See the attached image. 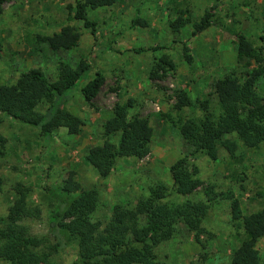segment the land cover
<instances>
[{
  "label": "rangeland",
  "instance_id": "374dc122",
  "mask_svg": "<svg viewBox=\"0 0 264 264\" xmlns=\"http://www.w3.org/2000/svg\"><path fill=\"white\" fill-rule=\"evenodd\" d=\"M77 0H7L0 15V84H13L21 73L39 68L45 76L56 79L58 65L75 67L86 58L91 64L76 86L64 98L62 108L79 117L84 125L78 135L65 129L53 131L46 143L40 130L0 114V133L6 139L4 157L0 158V217H6L15 198V187L30 189L28 203L40 210L39 219H26L23 224L33 235L54 244L55 238L48 219L56 206L45 186H63L69 178L80 190L96 188L99 206L94 220L107 222L114 205H135L155 184L167 187V202L207 203L204 193L212 186L215 200L209 202L207 218L202 223L204 233L196 236L183 224H177L174 235L154 248L157 259L165 264H229L231 251L242 241V230L231 218L232 194L238 200L243 215L264 208V143L256 150L238 143L236 158L224 150L217 160L202 153H193L181 137L178 125L189 118H201L205 113L199 101L208 100V111L217 114L216 98L212 94L216 80L228 75H242L256 67L254 62L238 61L234 34L245 35L255 46L264 35V0H121L111 8L89 10L88 19L95 23L91 34L80 21L70 20ZM181 11H188L191 23L199 21L206 11L213 14V23L192 36L191 24L173 33L170 23ZM145 23V25L143 24ZM63 25L80 33L76 48L52 51L41 37L51 36ZM190 49L192 62L183 58L182 46ZM162 56L172 62V68L151 79ZM96 73L104 83L91 104L81 95V88ZM162 74V75H161ZM184 90L194 105L177 112L173 105L178 92ZM257 90L264 97V76ZM130 102L129 113L148 120L153 129L150 152L142 159L119 158L107 178L85 162L89 149L106 141L104 124L111 118L116 104ZM48 105L41 103L37 111L45 113ZM114 143L117 137L111 138ZM185 158L190 169L197 170L202 186L191 195L173 192L169 169ZM72 215V210L68 212ZM72 217L67 219L70 222ZM264 259V237L256 245ZM77 257L74 242L53 255L55 264H70ZM0 264H4L0 262Z\"/></svg>",
  "mask_w": 264,
  "mask_h": 264
},
{
  "label": "trees",
  "instance_id": "16d2710c",
  "mask_svg": "<svg viewBox=\"0 0 264 264\" xmlns=\"http://www.w3.org/2000/svg\"><path fill=\"white\" fill-rule=\"evenodd\" d=\"M7 0H0L2 6ZM220 0H215L218 2ZM121 0H77L74 14L68 18L80 21L84 28L96 32V25L87 16L89 10L111 8ZM188 11H181L171 23L173 33L191 24L192 36L209 28L213 14L206 11L203 17L191 23L185 17ZM145 25V23H143ZM238 61L254 62L256 67L246 70L242 75L228 74L213 84L212 94L217 102V114L208 111L209 101H199L205 112L201 118H189L178 125V130L193 153H202L211 160H217L224 150L236 158L238 143L230 138L235 136L246 149L256 150L264 143V97L257 90L264 76V52L255 46L245 35L234 34ZM264 43V35L259 37ZM52 51H68L76 48L80 33L73 27L63 25L59 32L41 37ZM185 61L190 64L192 56L186 44L182 46ZM173 64L167 56H162L150 75L151 79L161 78L166 68ZM91 64L86 58L79 60L73 68L66 63L58 65L56 79L50 81L39 68L21 73L13 84H0V114L27 126L40 130L49 143L53 131L63 128L69 135H78L83 121L62 108L64 98L83 75L89 72ZM162 75V74H161ZM104 83V76L96 73L80 90L86 103L91 104ZM41 103L48 105L45 113L37 111ZM194 105L184 90L178 92L173 109L177 112ZM130 102L116 104L112 116L104 124L106 141L89 149L85 162L101 178H107L114 170L119 158L135 157L142 159L150 152L149 144L153 136L147 119L129 113ZM0 119V125H1ZM117 137L116 142L111 138ZM6 139L0 133V158L4 157ZM173 192L187 196L196 192L203 184L195 168L190 169L185 158L179 159L169 169ZM3 180L0 177V192ZM15 198L6 217H0V262L4 264H55L53 255L74 242L77 257L70 264H165L159 261L154 248L170 239L176 225L181 223L199 236L204 233L203 221L207 218L210 205L215 200L212 186L204 190L207 203L184 201L179 204L167 202V187L158 183L150 187L147 196L140 197L135 205L116 204L107 222L94 220L99 206L96 188L80 190L79 184L70 178L63 186H45L44 189L56 202L48 219L55 243L46 238L33 235L23 224L26 219H39L40 210L29 205L27 199L30 189L17 184ZM231 201V218L242 230V241L231 251L229 264H264L257 242L264 237V208L250 215H243L237 199L227 195ZM72 210L70 216L68 212ZM70 222H66L71 218Z\"/></svg>",
  "mask_w": 264,
  "mask_h": 264
}]
</instances>
